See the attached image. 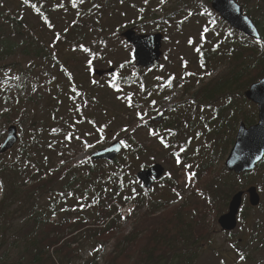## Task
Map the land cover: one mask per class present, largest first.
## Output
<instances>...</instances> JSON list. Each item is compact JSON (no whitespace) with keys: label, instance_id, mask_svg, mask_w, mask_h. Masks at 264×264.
<instances>
[{"label":"rangeland","instance_id":"rangeland-1","mask_svg":"<svg viewBox=\"0 0 264 264\" xmlns=\"http://www.w3.org/2000/svg\"><path fill=\"white\" fill-rule=\"evenodd\" d=\"M7 1L9 7H3L0 4V26L5 24L8 8L19 12L13 7L16 1L22 7L19 0ZM181 1H191L196 6H200L203 13L201 14L200 10V14H193V10H189L180 0H37L45 16L39 17L33 11L26 10L30 22L25 25L27 30L20 35V39L22 42L30 41L35 47L43 41L45 43L47 39H53L55 33L68 34L72 23L78 20L93 21L96 26L94 28L89 23H85L79 25L74 33L85 40L90 54L77 53L70 57V61L63 59L73 72L71 80H68L69 91L81 86L82 94L78 98L68 97L59 102L61 105L57 106V116L53 125L56 130H59L64 123L70 128L73 126L72 132L80 133V136L77 140L74 134L70 137L69 134L64 133L48 136L53 141V150L58 152L51 156V171L63 170L67 166H77L76 170L83 172L87 165L85 161L91 153L119 140L122 145L124 144L119 161L126 156V162L120 163L125 167L128 166L126 169L128 186L134 184L132 177L134 178L135 172L143 166L160 163L165 169L173 172L182 198H177L178 202L171 205V208L185 203L190 209L187 216L194 209L188 218H185L189 220L191 217H196L190 221L194 233L192 236L207 233V241L201 246L205 248L202 250L198 247L200 253L195 264H264V246H258L260 248L257 251L253 248L258 242L257 239L264 237V164L262 170L234 176L233 178H236L234 185L227 183L223 178L220 181L219 191L212 194L214 203H210L211 200L207 201L206 198L192 191V185H184V178H179L178 184L176 174L178 168L168 152L160 148L157 141L159 137L167 134L164 121L169 122L168 114L176 99L188 98L190 93L200 90L201 85L205 84L208 89L206 91H209L224 79L231 78V73L236 68L238 60L230 59V50L225 44H234L235 41L243 46L249 45L247 37L219 23L220 17L218 18L209 7L210 0ZM203 2L207 5L201 7ZM88 7L90 9L87 10ZM83 10H85L84 13ZM36 18L42 24V29L38 27ZM43 20L49 22L52 30L42 23ZM130 27L141 34L156 32L163 34L162 58L158 69L145 71L134 67L132 48L120 36L124 29ZM32 29L38 36L36 39L29 38ZM8 45L9 42L0 43V99L3 97L0 100V143L11 122L18 126L19 142L12 150L1 156L0 163L5 166L15 161L23 163L22 157L19 156V148L26 140L31 125L39 123L42 119V105L47 106L46 99L43 97L49 92V83L45 81L52 80L55 76L49 66L48 58L24 57L20 55V51L11 54ZM48 52L56 55L53 48ZM206 53H209L208 60L205 58ZM110 67H118L119 71L112 76L111 74H105L102 77L91 75L93 68L107 69ZM136 72H140L142 76H135ZM20 73L29 76L32 82L28 88L25 84L22 87L17 86V91L15 90L17 83L15 78ZM258 74L259 67L247 69L242 74L244 82H237L236 85L226 83L219 88L224 91L222 95L212 97V94H209L210 99L201 101V104L196 106L197 113H201L204 118L198 121L204 122L205 119H209V121L213 120V124H222L216 128L218 131L213 133L216 140L212 142L214 141V147L217 150L210 157L213 163L196 185L203 191L205 187H209L216 181V176L222 174L224 160L232 146L239 123L243 118H248L252 123L257 121V105L247 100L244 92L251 84L247 81L257 79L262 75ZM126 76L131 78L129 83L113 86L115 78ZM170 83H173L172 89ZM30 88L35 99L33 98L27 104L24 102L18 104L14 101V97H28ZM20 91H22L21 94ZM185 91H188L187 94ZM199 97L201 96L198 95V99ZM18 105L22 108L18 109ZM216 107L219 115L213 113ZM159 110H163L164 115L158 122H153L151 118ZM88 118L91 122L87 120ZM191 120L197 122L193 117ZM209 131L211 130H206V133ZM212 142L210 138L203 140V146L207 147L206 153L210 152ZM135 143H139L144 150L138 154H131L129 151ZM200 143L202 139L197 140L193 145ZM117 151H119V146L112 148L109 153L113 154ZM116 155L112 158L114 159ZM167 156L172 160L169 164ZM104 159L103 157L98 160L102 162ZM102 166L107 171L114 167V163L103 161ZM29 170L37 179H40V174L36 172L32 161ZM45 173L50 174L47 171ZM48 174L43 176L44 180L53 179ZM31 182L27 176L17 175L15 184L17 186L21 184L22 188L18 190L14 198H10L9 207L7 205L4 210L0 209V225L10 223L11 226L7 227H18L25 216L33 214L35 209L43 208L46 196L50 193H44L41 196L42 199L40 197L39 201H34V205L27 200L23 206L26 208L18 206L23 202L26 191L31 187ZM172 183L174 181H171ZM251 186L257 187L263 203L260 208H250L243 215L241 214L235 226L236 229H232L233 233L239 236L236 239L242 241L237 250L232 235L220 229L217 219L227 211L226 196L232 187L237 188L236 190H246ZM60 189L61 186L56 184L54 195H57ZM160 191L161 188L157 186L145 195L143 209L149 205L150 198L160 197ZM6 193L5 181L0 179V201L4 199ZM66 200L68 204L71 201L69 197H66ZM246 204L245 200L244 205ZM80 205L86 207L84 201L80 202ZM246 207L251 206L248 203ZM126 210L127 214L124 218L121 217L118 230L124 233L132 228L133 222L140 218L143 211L134 214L129 213L127 207ZM82 211L80 207L75 210V215L69 213L67 216L74 220L75 217L83 214ZM24 212L28 214L22 216ZM50 221L57 223L59 218L53 216ZM252 230L258 233L257 239L253 238ZM9 232L10 230L0 231L1 251ZM110 243L104 245L102 255L110 250ZM208 243L211 245L208 246ZM95 246L92 242L82 244L81 259L89 257ZM222 259H225V263H222ZM75 264H80V261L77 260Z\"/></svg>","mask_w":264,"mask_h":264},{"label":"trees","instance_id":"trees-1","mask_svg":"<svg viewBox=\"0 0 264 264\" xmlns=\"http://www.w3.org/2000/svg\"><path fill=\"white\" fill-rule=\"evenodd\" d=\"M236 1L242 6L243 11L258 25L262 39L256 43L247 41L248 46L240 45L235 41L234 44H225L230 50V59L235 58V61L238 60L236 68L231 73V78L224 79V81L209 91H206L208 90L206 84L203 85L201 91L205 93L201 94L200 99H208L209 94H212V97L215 94L222 95L224 91L219 88L226 83L236 85L237 82H244L242 74L247 69L259 67L258 75L262 74L259 78L264 76V0ZM180 2L188 9L191 8L196 15L199 14L200 6H196L191 1L180 0ZM0 4L3 7H9L7 0H0ZM206 5L203 2L201 7ZM13 7L18 9L19 12L8 8L5 24L0 26V43L9 42L8 47L11 50V54L20 51V55L24 57L38 59L43 56V58H48L49 66L54 71L55 76H53L52 80L45 81L49 83V92L43 97L46 99L47 106L43 107L44 105H42V119L39 123L31 125L26 140L19 148V156L22 157L23 163L15 161L8 166L0 163V179H4L7 188L6 196L0 201V209L4 210L7 205L9 207L10 203L8 201L10 198H14L18 190L22 188L21 184L18 186L15 184L18 174L27 176L32 181L30 183L31 187L26 191L27 194L24 195L23 202L18 205L21 208H26L23 206H25V201L27 200L34 205V201H39L44 193L50 194L46 196L43 208L35 209L33 214H28V212L22 214V216L28 215L21 220L18 227H7L11 226L10 223L0 225V231L10 230L5 239L4 248L2 251L0 250V264H75L77 260L80 261V264H195L196 256L200 253L198 247H201L207 241V233L204 232L199 236H192L194 233L192 232L190 221L196 219V217H191L189 220L185 218H188L194 209L187 216L190 209L185 203L171 208V205L178 202L177 198H182L180 192L174 188L177 185L176 181L171 184L172 178H162L159 183L161 187L160 197L150 198L149 205L143 209L145 195L154 190L156 185L154 188L152 187L153 189L150 188L148 190L143 189L136 183L128 186L126 182V169L128 166L124 167L120 163L126 162V156L120 161L119 158L115 159L112 162L114 167L109 171L104 169V166H102L103 162L94 161H90L87 165V170L83 172L77 171V166H67L60 171H51V156L58 154V152L53 150L52 140L48 137L51 135L49 134L50 126H53L56 120V110L60 104L59 102L65 98L64 94L68 93V79L73 74L63 59L70 61V57L74 54L80 53L83 55L81 48L86 46V42L80 35L74 34L79 25L89 23L94 28L96 26L93 21L78 20L72 23L68 34L60 35L55 33L53 39H47L45 43L43 41L35 47L30 41L22 42L20 39V35H23L27 30L25 25L30 22L26 15L28 7L24 5L21 7L18 1ZM88 9L90 8L88 7ZM82 12L84 13L85 10ZM36 20L38 27L42 29L39 19L36 18ZM42 23L52 30L47 21L43 20ZM37 37L36 32L32 29L29 33V38L36 39ZM49 47L53 48L54 52L56 51V55H51L48 52L51 51ZM208 54H205L206 60H208ZM31 72L33 73V71ZM63 72H65V75H63ZM259 78L249 80L247 83H253ZM130 79L128 76L125 78L120 77L116 83L120 81L129 82ZM15 81L17 82L15 85V90L17 91V86L20 85L22 87L25 84V87L28 88L32 82L29 76L22 73L15 78ZM70 92L74 93L75 91ZM199 92L190 93L191 100L186 99L183 101L181 98L177 99L172 108L167 127L172 129V131L178 130L174 139V147H177L180 134L184 130H186V133L183 132L186 136L192 134L189 131L195 126L194 123L190 120H186L185 123L178 120L181 114L187 113L189 116V110L196 108L201 103L197 98ZM28 94V97H14V101L18 102V104L21 102L30 103L33 98L35 99L31 88L28 90ZM68 94L71 95L70 93ZM53 105L55 106L50 108ZM17 108L21 109L22 107L18 105ZM242 121L246 125L253 124L248 118H243ZM209 138L211 142L216 140V136H210ZM214 141L210 146L213 154L217 152L214 147ZM141 148L142 146L139 143H135V146L132 147V153L135 154ZM212 152L202 153L201 161H208L209 159V162L202 163L201 168L211 166L213 163L210 161V157L213 155ZM31 161L34 163L36 172L40 174V179H37L29 170ZM263 164L264 161L260 162L258 170L263 169ZM43 170L50 174L43 172ZM46 174L48 176L51 175L53 179L44 180L43 176ZM233 177V175L222 170V174L216 176V181L211 185L215 186L214 188H220V181L223 178L234 185ZM61 182L63 184L59 191L61 197H59L58 194L54 195L56 192L54 187ZM134 194H136L135 202H131ZM66 197L71 199L69 204ZM78 197L83 199L86 207H82L83 214L81 216L71 220L67 214L72 213L75 215V210L79 208L76 205V198ZM15 202L16 200L13 204ZM129 202L133 203L130 213L136 214L139 211H143L140 218L133 222L132 228L124 233L122 230L118 231L121 224L120 210ZM262 203L263 201L260 203L259 208ZM249 209V207L245 206L242 212H247ZM53 216L59 218L57 223L50 221ZM255 231L252 230L251 232L254 233L253 238L257 239L258 233H255ZM237 236H232L236 248L242 242L241 239H236ZM257 240L258 242L253 247L256 251L260 248L258 246H264V237ZM88 242H92L95 245L100 244V247L87 259H81V245ZM109 242H111L110 250L102 255L101 252L104 245ZM22 248L24 249L22 250Z\"/></svg>","mask_w":264,"mask_h":264},{"label":"water","instance_id":"water-1","mask_svg":"<svg viewBox=\"0 0 264 264\" xmlns=\"http://www.w3.org/2000/svg\"><path fill=\"white\" fill-rule=\"evenodd\" d=\"M211 7L221 15L222 19L231 27L256 40L261 38L257 26L249 16L242 13L241 6L236 1L211 0ZM121 36L133 46V57L136 66L152 68L158 64L161 56V33L137 34L133 28H129L123 31ZM112 71L113 69L107 71L95 69L94 73L102 75L104 72ZM245 96L248 100L257 104L258 121L256 124L249 127H246L244 123L239 125L235 142L224 163L229 171H233L236 174L253 170L255 165L261 161L264 156V77L251 84L245 91ZM160 117L161 114L154 119L156 120ZM17 140V127L15 125H10L7 128L6 138L0 145V154L9 151L16 144ZM109 150L110 148L101 150L92 155V158L104 157L112 159L113 155L109 153ZM161 173V166L156 164L148 169H142L136 176L146 187H149L153 182L151 176L153 178H158ZM247 194L250 204L256 206L259 202L256 188L254 186L249 187L247 189ZM242 195V191L233 195L228 207V212L219 219L223 229L229 230L235 226V215L241 204Z\"/></svg>","mask_w":264,"mask_h":264}]
</instances>
